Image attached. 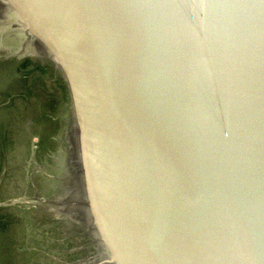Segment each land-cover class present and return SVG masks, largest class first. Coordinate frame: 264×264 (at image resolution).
I'll list each match as a JSON object with an SVG mask.
<instances>
[{"label": "water", "instance_id": "water-1", "mask_svg": "<svg viewBox=\"0 0 264 264\" xmlns=\"http://www.w3.org/2000/svg\"><path fill=\"white\" fill-rule=\"evenodd\" d=\"M0 57L63 82L89 264H264V0H0Z\"/></svg>", "mask_w": 264, "mask_h": 264}, {"label": "flooded vegetation", "instance_id": "flooded-vegetation-1", "mask_svg": "<svg viewBox=\"0 0 264 264\" xmlns=\"http://www.w3.org/2000/svg\"><path fill=\"white\" fill-rule=\"evenodd\" d=\"M26 71L32 73L30 80L23 76ZM17 74L21 76L19 79ZM33 81L36 83L32 88L41 86V83L45 87L51 84L53 98H56L52 101L51 111L33 104L38 102L35 94L25 93L28 82ZM61 87L64 85L59 74L43 60L0 59V200L22 195L37 198V191L32 188L37 178L35 168L40 169L45 156L49 159L54 156L64 129V117L57 109V102L62 103L58 100L67 98L66 94L58 91ZM13 186L17 190L9 191ZM37 210L36 206L26 202L0 207V264H35L37 255L51 259L50 264H89L96 255V247L89 234L76 228L75 224L78 226L80 220L78 216H70L68 211H54L62 216L53 214L54 217L49 218L37 214ZM34 218L37 221L53 219L55 222L66 218L76 223L59 225L49 222L41 225L34 224ZM45 225L56 230L55 238L39 241L33 238V243L30 242V232ZM43 241L46 243L41 244Z\"/></svg>", "mask_w": 264, "mask_h": 264}, {"label": "rangeland", "instance_id": "rangeland-1", "mask_svg": "<svg viewBox=\"0 0 264 264\" xmlns=\"http://www.w3.org/2000/svg\"><path fill=\"white\" fill-rule=\"evenodd\" d=\"M31 72H24L23 76L26 77L28 80H30L31 77ZM22 76V77H23ZM18 79L21 77L19 74H17L16 76ZM15 77V78H16ZM16 80V79H14ZM13 80V81H14ZM36 82L33 81L32 83L28 82L27 84V88L25 89V93L26 94H35V98H37L38 102L37 103H33L36 104L38 106H40L41 109H47L46 111H51L52 108V101H54V99L56 100V98H53V94H52V86L51 84H47L48 86H43L41 83V86H37V87H33L32 85H34ZM18 85H20V82L18 83ZM60 93L65 94L64 92V88L61 87L58 90ZM58 92V93H59ZM60 96V94H59ZM33 100V98L31 99ZM59 102H62L61 105L57 102V109L58 112L60 113V115L64 117V129L62 132V136L60 139V144L59 146H57V148L54 150V156L52 158L49 159L48 156H45L43 159V164L40 163L41 167L40 169L38 167L35 168V172L37 174V178L34 179L35 182V186L33 185V191L36 190L37 193L35 195H37L38 197H45L47 202L42 203V204H37V203H30L29 205H33L37 207V214H40L42 216H49L50 217H54L55 215H57L59 212H54L55 210L52 211V209L50 208H62L64 211L65 210H71L68 206H66L65 204H69L70 201L72 200H81V193L79 190V184H78V173L76 170V152L74 149V140H73V125H72V121H71V115L69 112V107H68V100L66 97H61L59 100ZM50 106V108H48ZM66 125V127H65ZM54 160V161H53ZM38 168V169H37ZM40 170V171H39ZM39 172V173H38ZM37 184V185H36ZM31 188V189H32ZM38 190H37V189ZM17 190V187L13 186L12 188H9V191H15ZM31 194V193H30ZM62 200L64 203L60 204L58 202V200ZM36 200V198L34 199ZM71 203V202H70ZM76 206V205H75ZM41 207V209H40ZM79 209H81V206H77ZM76 207V208H77ZM35 210V209H33ZM39 211V212H38ZM35 212V211H33ZM28 214H30V212H27ZM57 213V214H56ZM34 214V213H33ZM54 214V216H53ZM61 215V213H60ZM57 215V216H60ZM76 216H78V214H75ZM62 216V215H61ZM79 218V217H78ZM48 221V222H46ZM57 222H55V220H45V221H37L36 218H34V221H32L34 224L36 223H41V225H43V223H55V224H63L64 222H69L70 224H75L76 222H71L72 219L67 220L65 219H59L56 220ZM76 228H78L79 230H83L85 231V233L88 235H90L91 233L89 232L90 228L88 229L87 224L85 222L79 221L78 222V226L77 224H75ZM37 230V232H36ZM36 230L31 231L30 234L32 236V240L30 242L33 243V238L41 239H52L55 238L56 235V230L53 228H50L49 226L45 225V226H39ZM91 231V230H90ZM92 237L90 235V241H92ZM39 241V240H38ZM46 242L43 241L41 242V244H45ZM50 243V242H48ZM46 245H50V244H46ZM95 246V245H93ZM57 251H60V249L57 248ZM96 255L97 256L99 254V249L96 248ZM76 256L78 254H75ZM35 264H50L52 263L51 259L44 257L42 255H37V258H35ZM93 259H91L92 261Z\"/></svg>", "mask_w": 264, "mask_h": 264}]
</instances>
